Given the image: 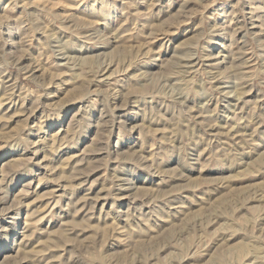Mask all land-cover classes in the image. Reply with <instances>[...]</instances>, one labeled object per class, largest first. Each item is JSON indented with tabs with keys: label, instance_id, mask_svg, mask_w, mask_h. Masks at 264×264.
Wrapping results in <instances>:
<instances>
[{
	"label": "rangeland",
	"instance_id": "1",
	"mask_svg": "<svg viewBox=\"0 0 264 264\" xmlns=\"http://www.w3.org/2000/svg\"><path fill=\"white\" fill-rule=\"evenodd\" d=\"M0 264H264V0H0Z\"/></svg>",
	"mask_w": 264,
	"mask_h": 264
}]
</instances>
